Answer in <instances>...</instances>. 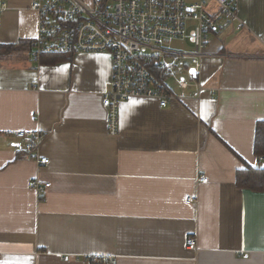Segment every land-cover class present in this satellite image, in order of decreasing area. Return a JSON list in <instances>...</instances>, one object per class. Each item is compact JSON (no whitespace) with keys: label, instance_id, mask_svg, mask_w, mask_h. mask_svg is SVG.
<instances>
[{"label":"crops","instance_id":"1","mask_svg":"<svg viewBox=\"0 0 264 264\" xmlns=\"http://www.w3.org/2000/svg\"><path fill=\"white\" fill-rule=\"evenodd\" d=\"M233 4L241 27L218 20L209 32L193 76L202 90L166 77L178 98L166 108L123 102L112 136L101 106L111 57L33 61L31 0H0V264H264V192L235 185L237 171L264 160L253 153L264 121V0ZM206 8L216 14L211 0ZM20 131L41 134L36 152L17 147ZM35 179L49 188L39 194Z\"/></svg>","mask_w":264,"mask_h":264},{"label":"built area","instance_id":"2","mask_svg":"<svg viewBox=\"0 0 264 264\" xmlns=\"http://www.w3.org/2000/svg\"><path fill=\"white\" fill-rule=\"evenodd\" d=\"M211 1L216 5V14L208 13L206 0H95L93 6H86L81 0H31L38 24L31 58L38 62L47 54H108L112 74L101 106L107 111V130L115 136L123 102L143 98L166 108L178 98L164 81L166 77H172L181 90L191 86L198 93L202 90L189 70L198 74L209 32L218 20L241 27L233 0ZM182 38L192 46L191 52L177 53L166 48L170 40ZM183 63L187 79L179 74ZM16 137L23 141L17 147L30 153L37 151L42 138L38 132L23 131L17 132ZM36 158L41 165L49 162L43 156ZM205 179L200 175L197 183H204ZM31 186L42 194L50 184L35 179ZM193 202L192 198L185 200L186 204ZM186 247L195 249L196 239L187 238ZM88 261L114 264L113 259L103 256Z\"/></svg>","mask_w":264,"mask_h":264},{"label":"trees","instance_id":"3","mask_svg":"<svg viewBox=\"0 0 264 264\" xmlns=\"http://www.w3.org/2000/svg\"><path fill=\"white\" fill-rule=\"evenodd\" d=\"M52 58L49 63H54L56 61L65 60L67 55H43ZM45 62V63H48ZM253 153L258 158L264 159V121H260L256 124L254 143H253ZM264 165V160L263 164ZM235 185L239 189H247L255 192H264V168H251L246 167L243 170H239L236 173Z\"/></svg>","mask_w":264,"mask_h":264},{"label":"rangeland","instance_id":"4","mask_svg":"<svg viewBox=\"0 0 264 264\" xmlns=\"http://www.w3.org/2000/svg\"><path fill=\"white\" fill-rule=\"evenodd\" d=\"M89 1L90 0H83V3L86 4ZM81 2H82V0H81ZM167 43H168L169 47H166V48H168L169 50H171L173 52H177V53H184L190 48L188 41L184 38L173 39ZM169 83H172V81L170 80Z\"/></svg>","mask_w":264,"mask_h":264},{"label":"water","instance_id":"5","mask_svg":"<svg viewBox=\"0 0 264 264\" xmlns=\"http://www.w3.org/2000/svg\"><path fill=\"white\" fill-rule=\"evenodd\" d=\"M189 73H190L192 76H194V73H195V72H194V69H190V70H189ZM262 168H264V165H262Z\"/></svg>","mask_w":264,"mask_h":264},{"label":"bare ground","instance_id":"6","mask_svg":"<svg viewBox=\"0 0 264 264\" xmlns=\"http://www.w3.org/2000/svg\"><path fill=\"white\" fill-rule=\"evenodd\" d=\"M43 56V55H42ZM40 166H42L41 164H39Z\"/></svg>","mask_w":264,"mask_h":264}]
</instances>
